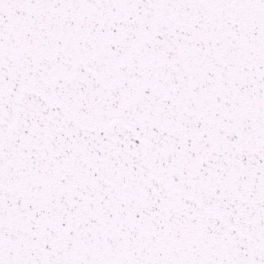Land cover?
<instances>
[{
	"label": "snow or ice",
	"instance_id": "1",
	"mask_svg": "<svg viewBox=\"0 0 264 264\" xmlns=\"http://www.w3.org/2000/svg\"><path fill=\"white\" fill-rule=\"evenodd\" d=\"M0 264H264V0H0Z\"/></svg>",
	"mask_w": 264,
	"mask_h": 264
}]
</instances>
